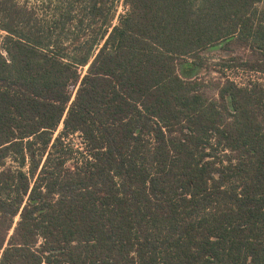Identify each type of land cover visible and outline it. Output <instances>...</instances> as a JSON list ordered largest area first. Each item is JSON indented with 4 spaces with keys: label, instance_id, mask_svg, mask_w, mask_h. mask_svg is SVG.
I'll return each mask as SVG.
<instances>
[{
    "label": "trees",
    "instance_id": "obj_1",
    "mask_svg": "<svg viewBox=\"0 0 264 264\" xmlns=\"http://www.w3.org/2000/svg\"><path fill=\"white\" fill-rule=\"evenodd\" d=\"M38 2L0 0V264H264V84L200 77L264 76V0Z\"/></svg>",
    "mask_w": 264,
    "mask_h": 264
},
{
    "label": "rangeland",
    "instance_id": "obj_2",
    "mask_svg": "<svg viewBox=\"0 0 264 264\" xmlns=\"http://www.w3.org/2000/svg\"><path fill=\"white\" fill-rule=\"evenodd\" d=\"M17 2L21 3H27L29 6L38 4L39 0H16ZM123 12V7L121 5L117 6V13L121 14ZM115 23V22H114ZM4 33L0 32V37L3 36ZM246 52L245 50H236V53L234 55L240 57V58H246ZM206 58V63H207V68L205 69L204 73L200 76L202 79H204L205 83V88L203 89L204 93L208 97H214L215 96V83L219 81L220 77L226 76L230 77L231 79H235V81H247V80H256L259 83L264 84V76L251 73V72H239L237 76L235 77V74L230 71H223V72H218L220 67L216 65L219 61V58L224 57L225 55L221 50H206L202 54ZM71 89V88H70ZM73 90V87H72ZM61 128V126L58 128V130ZM57 130V131H58ZM57 133V132H56ZM55 133V134H56ZM73 142L76 145H79V139L76 137H73ZM6 167H11L14 169L16 167V163L10 158L6 160Z\"/></svg>",
    "mask_w": 264,
    "mask_h": 264
}]
</instances>
